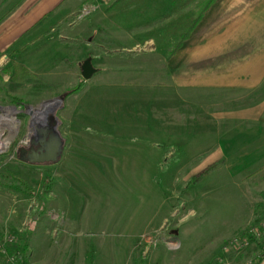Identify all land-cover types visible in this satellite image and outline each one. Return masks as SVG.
<instances>
[{
	"label": "rangeland",
	"instance_id": "obj_1",
	"mask_svg": "<svg viewBox=\"0 0 264 264\" xmlns=\"http://www.w3.org/2000/svg\"><path fill=\"white\" fill-rule=\"evenodd\" d=\"M80 9L0 57V69L16 63L27 70L13 92L7 75L0 81V118L7 120L0 121V144L10 138L6 128H15L0 150V241L10 229L25 233L26 264H67L69 252L72 264H88L83 255L91 249L97 264H264L262 232L247 245L233 242L263 214L264 162L251 165V154L231 162L210 137L158 144L152 129L145 147L98 131L107 116L123 120L124 109L139 104L131 86L145 84L149 98L169 90V67L161 50L114 48L108 27H94L96 12L79 19ZM85 59L97 68L88 80L80 70ZM51 102L47 117L63 139L62 154L55 162L20 160L19 148L33 138L32 114ZM150 105L149 116L159 111L160 118L161 105ZM147 236L153 243L143 257Z\"/></svg>",
	"mask_w": 264,
	"mask_h": 264
},
{
	"label": "crops",
	"instance_id": "obj_2",
	"mask_svg": "<svg viewBox=\"0 0 264 264\" xmlns=\"http://www.w3.org/2000/svg\"><path fill=\"white\" fill-rule=\"evenodd\" d=\"M87 5L98 6L92 23L108 27L114 48L163 51L170 78V89L154 98L145 84L131 86L139 104L124 109L123 120L107 116L98 131L106 127L108 137L145 147L152 129L158 144H205L210 137L231 162L250 154L251 165L264 162V0H0V57L34 44L52 19ZM153 103L162 107L160 118L159 111L149 116ZM165 119L168 125L148 122Z\"/></svg>",
	"mask_w": 264,
	"mask_h": 264
},
{
	"label": "water",
	"instance_id": "obj_3",
	"mask_svg": "<svg viewBox=\"0 0 264 264\" xmlns=\"http://www.w3.org/2000/svg\"><path fill=\"white\" fill-rule=\"evenodd\" d=\"M81 75L83 79L88 80L96 71L97 68L93 66L89 59H85L80 65ZM29 105H26L28 107ZM33 125V138L31 143H39L40 147L37 149L19 148V158L29 163H46L55 162L59 159L63 150V139L59 132L56 130L54 121L49 120L47 117L45 124H40L34 121ZM38 137L39 140H36Z\"/></svg>",
	"mask_w": 264,
	"mask_h": 264
},
{
	"label": "trees",
	"instance_id": "obj_4",
	"mask_svg": "<svg viewBox=\"0 0 264 264\" xmlns=\"http://www.w3.org/2000/svg\"><path fill=\"white\" fill-rule=\"evenodd\" d=\"M187 35L186 33L182 34V37H185ZM176 49L172 48L168 50L167 55L169 56L172 52H174ZM27 72L26 68L22 64H16L11 63V65H6L3 68L0 69V81L3 80V76L7 75L8 78L6 80L7 86L10 91H15L22 87L24 85V74ZM80 89V84L69 90L66 94H71L73 92H77ZM209 170H205L204 172H201L195 176L192 177V183H197L201 179L208 174ZM251 228H256L259 232H262L264 234V211L262 216L255 222V224ZM250 230V229H249ZM249 230L245 232V235L248 237L249 242L255 241V237L248 235ZM10 235H13L15 237V241L12 243H7L5 245V248L7 252L10 255H17L20 256V260L18 261L19 264H26L24 258H23V252L26 248V235L25 233L19 232L15 229H10ZM0 256L2 254L0 253ZM93 251L92 249L87 254V261L88 264H91L93 261Z\"/></svg>",
	"mask_w": 264,
	"mask_h": 264
},
{
	"label": "built area",
	"instance_id": "obj_5",
	"mask_svg": "<svg viewBox=\"0 0 264 264\" xmlns=\"http://www.w3.org/2000/svg\"><path fill=\"white\" fill-rule=\"evenodd\" d=\"M97 5H87V6H83L80 14H79V18H82L84 16L89 15L92 11L97 9ZM33 117V116H32ZM34 120V119H33ZM35 121V120H34ZM261 232H259L256 228H252L249 230L248 234L254 237H257ZM144 242H145V247L143 250V257L146 254V251L148 249L149 246H151V244L153 243L152 237L151 236H147L144 238ZM15 241V237L13 235L8 234L7 236H5L1 241H0V253L2 254V258L5 264H19L18 261L20 260V256L17 255H10L6 248L5 245L7 243H12ZM234 243H239L240 245H247L249 243V239L247 236L242 237L241 239H233ZM139 264H146L145 262H140Z\"/></svg>",
	"mask_w": 264,
	"mask_h": 264
},
{
	"label": "bare ground",
	"instance_id": "obj_6",
	"mask_svg": "<svg viewBox=\"0 0 264 264\" xmlns=\"http://www.w3.org/2000/svg\"><path fill=\"white\" fill-rule=\"evenodd\" d=\"M52 103H54V104H52ZM55 104H56V102H51V103L43 104L42 106L38 107L34 111V113L32 114V116H33L32 118L36 122H40V124H45V120L47 118V115H48L49 112H51L53 110ZM10 119H12V118H10ZM1 120L5 121L6 119L5 118L4 119L0 118V121ZM6 129L9 130L10 138L7 140V142H4V143L1 142L2 144H0V150L1 149H5L8 146V141H10L11 138L15 135V133H14L15 128H12L11 126H8Z\"/></svg>",
	"mask_w": 264,
	"mask_h": 264
},
{
	"label": "flooded vegetation",
	"instance_id": "obj_7",
	"mask_svg": "<svg viewBox=\"0 0 264 264\" xmlns=\"http://www.w3.org/2000/svg\"><path fill=\"white\" fill-rule=\"evenodd\" d=\"M35 139H36V140H39L38 137H35ZM39 147H40L39 143H31V142H29V144H27L26 146H24V148H26V149H31V148H33V149H37V148H39ZM46 163H47V162H46Z\"/></svg>",
	"mask_w": 264,
	"mask_h": 264
}]
</instances>
